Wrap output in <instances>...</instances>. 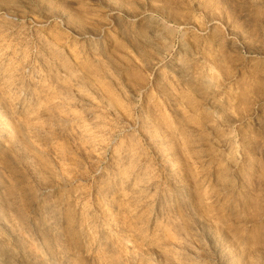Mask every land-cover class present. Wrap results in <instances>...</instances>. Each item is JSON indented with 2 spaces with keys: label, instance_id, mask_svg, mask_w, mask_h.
<instances>
[{
  "label": "rangeland",
  "instance_id": "rangeland-1",
  "mask_svg": "<svg viewBox=\"0 0 264 264\" xmlns=\"http://www.w3.org/2000/svg\"><path fill=\"white\" fill-rule=\"evenodd\" d=\"M0 264H264V0H0Z\"/></svg>",
  "mask_w": 264,
  "mask_h": 264
},
{
  "label": "bare ground",
  "instance_id": "bare-ground-1",
  "mask_svg": "<svg viewBox=\"0 0 264 264\" xmlns=\"http://www.w3.org/2000/svg\"><path fill=\"white\" fill-rule=\"evenodd\" d=\"M92 36V35H91ZM91 39H94V38H91ZM7 136V135H6Z\"/></svg>",
  "mask_w": 264,
  "mask_h": 264
}]
</instances>
